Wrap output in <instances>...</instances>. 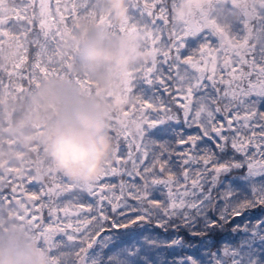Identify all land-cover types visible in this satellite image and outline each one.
Wrapping results in <instances>:
<instances>
[{"label": "snow or ice", "instance_id": "snow-or-ice-1", "mask_svg": "<svg viewBox=\"0 0 264 264\" xmlns=\"http://www.w3.org/2000/svg\"><path fill=\"white\" fill-rule=\"evenodd\" d=\"M205 2L212 0H191L197 10L177 26V0H130L120 21L102 11L104 0H10V7L0 0V144H16L4 126L17 105L37 113L39 105L28 102L52 81L127 105L110 116L115 161L86 188L54 170L39 143L20 165L0 166V217L7 213L33 230L51 264H111V254L126 246L114 234L131 226L211 231L249 208H264V185L253 187L250 200L218 187L234 168L264 176V47L253 35L264 29V0H253L231 30L208 14ZM93 27L138 38L152 56L122 73L119 92L102 86L93 77L96 66L81 61ZM32 126L39 135L46 123ZM162 127L172 139L158 138ZM240 186L247 190L245 182ZM177 240L167 246L176 249ZM136 244L120 264H160L154 241ZM197 257L178 259L193 264ZM240 258L264 264L251 247ZM197 264L209 262L200 257Z\"/></svg>", "mask_w": 264, "mask_h": 264}, {"label": "clouds", "instance_id": "clouds-1", "mask_svg": "<svg viewBox=\"0 0 264 264\" xmlns=\"http://www.w3.org/2000/svg\"><path fill=\"white\" fill-rule=\"evenodd\" d=\"M130 0H104L102 11L120 21L129 15ZM240 0L236 15L246 7ZM196 7L188 0H177L172 11L177 26H181ZM11 58V57H9ZM83 63L96 66L93 77L102 86L121 89L122 73L138 64L150 63L152 56L143 42L135 37L113 34L102 27H93L80 53ZM2 59V58H0ZM33 103L39 105L34 118L46 127L36 134L26 121L19 129L25 151L24 159L31 156L30 148L39 143L50 161L67 182L81 189L96 183L115 161V140L110 116L123 111L127 105L111 104L100 98L79 93L74 84L52 81L40 89ZM58 106L53 110L52 105ZM18 149L0 148V165H20ZM50 252L35 232L7 213L0 217V264H51Z\"/></svg>", "mask_w": 264, "mask_h": 264}, {"label": "rangeland", "instance_id": "rangeland-1", "mask_svg": "<svg viewBox=\"0 0 264 264\" xmlns=\"http://www.w3.org/2000/svg\"><path fill=\"white\" fill-rule=\"evenodd\" d=\"M9 1L7 2V6L10 7L11 5ZM188 2L190 4H193L191 3V0H188ZM245 2L247 6L240 12L239 15H236L234 10L237 8L240 0H235V3H233V0H212L211 3L205 2L201 6L207 10L208 14L213 19H215L220 26H222L226 30H231L234 29L243 19L245 13L251 7L253 0H245ZM193 5H195L197 10L198 6L196 4ZM253 35L255 37V42L257 43V45L260 47H264V45L262 44L264 41V29L259 30ZM5 56L7 58L11 57V52L6 53ZM34 97L31 101L28 102L29 104L35 105L33 103ZM16 108L17 114L12 117L9 124L4 126L3 135L5 137L14 138L17 145L18 143H21V134L18 130L23 129L27 121L28 123H30L31 128L34 129L37 134V130L32 126V121L38 119L34 118L35 113L33 114L28 111V104H25L23 106L17 105ZM186 132H188L189 134H194L195 130L186 129ZM157 136L160 139H172V137L168 134L167 129L164 127L157 130ZM32 147L33 145L30 149H32ZM14 148L17 147L14 146ZM17 155L23 156L24 158L25 153H23L22 150H19ZM221 159L224 158L221 157ZM242 159L243 158L241 157L239 159L237 158L236 160L239 161ZM241 169L242 171L240 172ZM225 175L227 176V179H223V182L218 185L219 189L221 191H234L240 198L249 200L252 199L254 195L253 187L255 185H264V176H250L248 170L245 168L231 169ZM113 182H115V179L113 180ZM241 182L246 183L247 190L240 186ZM253 213L254 212L249 210L242 216L244 217V219H238L237 221V218L239 217H236L231 222L232 227H227V229L226 227H222L224 232H228V234L223 241L216 242V244L220 243L217 246H215L212 241L208 242L207 240L209 239L206 236L207 242L202 247V251H200V253L198 254L197 261H199L200 257H205L207 258L209 264H224V262L229 258H234L236 264H242V260L240 258L242 249L249 247L256 251V254L261 261H264V209L263 213ZM227 223L228 222L224 224L227 225ZM156 230L157 227H154L153 225H135L131 226L127 230H117L114 235L119 236L121 242L122 240L130 241L124 243L126 244V246L123 249H119L111 254V264H120V261L125 257L126 250L131 249L133 246H139L136 244L138 241L143 242L145 245L149 240L155 242L156 247L154 250L158 255L160 264H174V262L175 264H183V261L178 258L187 257L188 254L190 255L189 257L196 255V247L200 248V245L203 244L199 240V231L193 232V229L191 228H179L177 229V231H174L171 227L168 229V231H164L161 229L164 234L159 233L157 232L158 230ZM207 233L209 234V231H207ZM257 233L261 234V240L254 239ZM189 235L194 237L190 238ZM177 237H179L180 240H177L175 244L176 249H170V247L167 246L169 244V241L171 239L175 240ZM212 245H214V248L211 247ZM181 250H185V252L183 251V253H181ZM187 250H189V253L187 252ZM194 250H196V254H193L195 252ZM197 261H194V264H197Z\"/></svg>", "mask_w": 264, "mask_h": 264}, {"label": "flooded vegetation", "instance_id": "flooded-vegetation-1", "mask_svg": "<svg viewBox=\"0 0 264 264\" xmlns=\"http://www.w3.org/2000/svg\"><path fill=\"white\" fill-rule=\"evenodd\" d=\"M9 0H6V2H8ZM10 2V1H9ZM263 45H264V41H263V43H262ZM4 134V133H3ZM5 146H7L8 148H14V146H16L17 148H15V149H19V150H22V152L23 153H25V151L23 150V146H22V143H18L17 145L15 144L14 146H9L7 143H5V144H0V148H3V147H5ZM30 152H31V149H30ZM31 155H32V152H31ZM25 157V156H24ZM19 158L21 159V156H19ZM30 158H31V156H30ZM30 158H28V159H30ZM22 160V159H21ZM25 160V159H24ZM27 160V159H26ZM263 209L264 208H259V209H257V208H249L248 209V211L249 210H251L252 212H254L253 214H257V213H259V212H262L263 213ZM247 211V212H248ZM256 216V215H255ZM238 219H240V220H242V219H244V217H239V218H237V221H238ZM222 227H226V229H227V227H232V225H231V223L230 222H228L227 223V225L226 224H224V225H222L221 227H219V228H222ZM121 231H123L124 229H120ZM197 231H199L198 232V236H199V240L203 243L202 245H200V248H198V247H196V250H197V254H196V250H194L195 252L193 253V254H196L195 256H198V254L200 253V251H202V247L205 245V243L208 241H212L214 244H216V242H219V241H223L224 240V238H226V236H227V234H228V232H222V233H215V232H210L209 234H207V231H201V230H197ZM206 236H207V238L209 239V240H207L206 241ZM209 236V237H208ZM189 237L190 238H193L194 236H190L189 235ZM217 237H218V239H217ZM124 241V242H123ZM128 241H130V240H122V243H127ZM217 244H220V243H217ZM166 246V245H165ZM166 251H169V250H166ZM182 252L181 253H183V251L185 252V250H181ZM189 250H187V252H188ZM178 252V251H177ZM189 253V252H188ZM168 256H169V254H168ZM190 255L188 254L187 255V257H189ZM94 259H97V260H100V259H103V257L102 256H100V257H93ZM195 262H193V264H194Z\"/></svg>", "mask_w": 264, "mask_h": 264}, {"label": "trees", "instance_id": "trees-1", "mask_svg": "<svg viewBox=\"0 0 264 264\" xmlns=\"http://www.w3.org/2000/svg\"><path fill=\"white\" fill-rule=\"evenodd\" d=\"M239 159V158H241L239 155H236L235 156V159ZM242 171V169L240 170V172ZM225 229V228H224ZM158 230V231H157ZM157 232H159V233H163L162 231H161V229L160 228H157ZM183 231V230H182ZM210 232H215V233H222V232H224V230L222 229V228H216V229H213V230H211V231H209V233ZM164 234V233H163ZM208 234V233H207ZM215 246H217L218 244H214ZM214 245H212L211 247L212 248H214Z\"/></svg>", "mask_w": 264, "mask_h": 264}]
</instances>
